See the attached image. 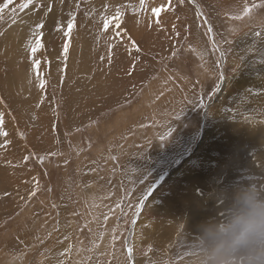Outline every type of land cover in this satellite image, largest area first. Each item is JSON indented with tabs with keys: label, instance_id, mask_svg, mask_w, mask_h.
<instances>
[{
	"label": "rangeland",
	"instance_id": "rangeland-1",
	"mask_svg": "<svg viewBox=\"0 0 264 264\" xmlns=\"http://www.w3.org/2000/svg\"><path fill=\"white\" fill-rule=\"evenodd\" d=\"M21 2L0 18V264H264L243 227L264 203V7L235 18L259 0Z\"/></svg>",
	"mask_w": 264,
	"mask_h": 264
},
{
	"label": "snow or ice",
	"instance_id": "snow-or-ice-1",
	"mask_svg": "<svg viewBox=\"0 0 264 264\" xmlns=\"http://www.w3.org/2000/svg\"><path fill=\"white\" fill-rule=\"evenodd\" d=\"M180 2L183 3V0H180ZM33 3H34V0H22V2L19 4V8L20 9L28 8ZM14 4H15V0H4L3 3H0V18H2V15L5 12V10H8L10 8V6H13ZM140 6H141V8H145V10H146L145 0H140ZM257 7H264V0H259V3H253L251 5L245 4L244 8L242 9V13L235 18L236 19H243L244 17H248L252 14L253 9L257 8ZM171 8H172L171 0H168L166 5L153 7L151 9V12L155 17L158 18L160 16L162 10H169ZM11 10L15 11V7H12ZM48 10L51 11V7H49ZM120 15H122V13H120L119 10H117V16H120ZM201 15H203V14H201ZM204 19H205V23L207 24V18L205 17ZM73 20H74V16L71 19H69V21L67 23L66 30L64 31V35L66 37L69 36L71 31H72ZM156 23H159V19L156 20ZM63 27L64 26H62V25H58V30H63ZM104 27H105V29H107V27H108V21L107 20H105ZM207 27H208V31L211 32L212 31L211 25H207ZM43 28H44V22L43 21L36 24L34 29H33L32 38H30L28 43L26 44V48L30 52L32 70L36 76V79L39 81L38 86L41 89L45 88L46 81L40 76V73H39L40 61H39V59L36 58V54H37L38 50L44 48V44L42 43V37L44 36V32L42 31ZM117 35H119V33H117ZM128 39L132 42V47L135 48L136 51H139L140 49L136 45L135 41L132 40V38L130 36L128 37ZM213 43L215 44L214 38H213ZM68 48H69L68 44H65L63 47V54H64L65 59L67 58ZM249 92H253V90H250ZM253 94L264 95V89L257 90L255 92H253ZM2 126H3V115L0 114V135L6 136L7 133L2 131ZM170 134H171V130H169L168 135H170ZM161 139H164V137H161ZM27 159H28V157H25V160H27ZM32 194L34 195L35 193H32ZM143 207H144V205L141 202L139 204V207L137 208L136 213H135L137 218L142 214ZM127 257H128L130 264H134V249L131 246H129L127 249Z\"/></svg>",
	"mask_w": 264,
	"mask_h": 264
},
{
	"label": "clouds",
	"instance_id": "clouds-1",
	"mask_svg": "<svg viewBox=\"0 0 264 264\" xmlns=\"http://www.w3.org/2000/svg\"><path fill=\"white\" fill-rule=\"evenodd\" d=\"M250 211L244 220V238L264 235V203L255 200L254 196L247 197Z\"/></svg>",
	"mask_w": 264,
	"mask_h": 264
},
{
	"label": "bare ground",
	"instance_id": "bare-ground-1",
	"mask_svg": "<svg viewBox=\"0 0 264 264\" xmlns=\"http://www.w3.org/2000/svg\"><path fill=\"white\" fill-rule=\"evenodd\" d=\"M225 7V6H224ZM220 8V7H219ZM136 86V85H135ZM200 168H201V170L200 171H203L202 169H203V167H202V165L200 166ZM199 168V169H200ZM201 176V175H200ZM238 191H240V189L238 190ZM237 226H238V224H237ZM232 230H233V234H234V238L236 237V236H239V234H240V230H239V227H236V228H234L233 229V227H232ZM209 234V232H208V230H205L204 231V233H203V235H202V238H208V235ZM232 234V235H233ZM198 235V234H197ZM166 236V238L168 237L167 235H165ZM170 236V235H169ZM171 237V236H170ZM201 237V236H200ZM228 238H229V236H228ZM168 239V238H167ZM202 241H203V239H202ZM208 241V240H207ZM205 242V241H204ZM206 246H209V245H206ZM212 246V245H211ZM217 247V246H216ZM218 249V248H217ZM206 250V249H205ZM203 251H204V249H203ZM209 251V250H208Z\"/></svg>",
	"mask_w": 264,
	"mask_h": 264
}]
</instances>
